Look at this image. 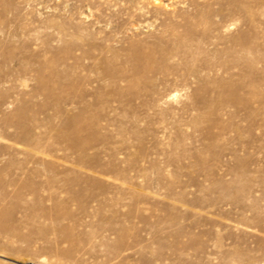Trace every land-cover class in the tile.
Wrapping results in <instances>:
<instances>
[{"label": "rangeland", "instance_id": "374dc122", "mask_svg": "<svg viewBox=\"0 0 264 264\" xmlns=\"http://www.w3.org/2000/svg\"><path fill=\"white\" fill-rule=\"evenodd\" d=\"M0 264H264V0H0Z\"/></svg>", "mask_w": 264, "mask_h": 264}]
</instances>
